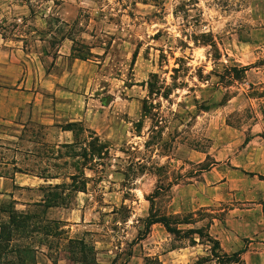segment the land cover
Segmentation results:
<instances>
[{"label": "rangeland", "instance_id": "obj_1", "mask_svg": "<svg viewBox=\"0 0 264 264\" xmlns=\"http://www.w3.org/2000/svg\"><path fill=\"white\" fill-rule=\"evenodd\" d=\"M73 45L93 47L74 60L75 110L52 111L72 144L38 114L0 115V160L60 184L58 209L30 208L22 237L4 233L16 251L0 264H244L214 236L264 223V0H0V68L13 78L65 70ZM149 198L204 237L145 229Z\"/></svg>", "mask_w": 264, "mask_h": 264}, {"label": "crops", "instance_id": "obj_2", "mask_svg": "<svg viewBox=\"0 0 264 264\" xmlns=\"http://www.w3.org/2000/svg\"><path fill=\"white\" fill-rule=\"evenodd\" d=\"M65 39L72 41L68 37ZM71 48L72 46H70L68 52H63L65 58L71 57ZM57 52V57H62L60 50ZM78 59L73 57L71 66L67 64L64 68L65 70H44L43 72L39 70V76L29 70L13 78L9 72L0 68V115L16 118L21 115L22 111L31 114L32 117L38 114L41 116L39 120L41 124L59 129L60 139L57 141L58 144H72L74 142L73 130L69 127H63L62 122L54 118L57 112L52 111L55 108L64 109L65 106L75 110L77 94L75 92L76 61L74 60ZM80 61L85 62L84 59H80ZM44 92L67 93L66 97H68V100L57 98L55 105L48 107L43 99ZM42 101L44 102L43 105L41 104ZM49 110L52 114L46 112ZM85 114H87L86 111ZM45 115H50V119H46ZM83 115L79 119H69L63 123L65 125L82 124L83 119H85ZM3 160H0V169H2L0 170V223L8 221L9 210H15L19 213L27 212L33 207H43L45 204V187L59 183L56 182L58 180L57 177H47L27 171L17 162L13 163ZM6 169H8V172ZM58 208L54 205L47 206V209ZM261 219L264 222V214H261ZM226 231L227 229L223 230V232H216L214 236L220 242L221 247L227 251L236 252L242 250L241 258L244 264H264V223L263 226L258 227L253 232L248 230L245 234L240 232L238 235H231L230 231ZM235 239H241L244 245L242 244L241 246V243L236 245ZM13 241L11 240L10 245L13 244Z\"/></svg>", "mask_w": 264, "mask_h": 264}, {"label": "trees", "instance_id": "obj_3", "mask_svg": "<svg viewBox=\"0 0 264 264\" xmlns=\"http://www.w3.org/2000/svg\"><path fill=\"white\" fill-rule=\"evenodd\" d=\"M182 15L186 16L187 14H186V12H183ZM191 37L193 38L194 42H197L199 40L198 35L193 34ZM70 39L72 40L73 43H75L74 39H72V38H70ZM90 48L91 47L89 46L88 50H87L88 52L86 54H85V52H84V54H82L83 52L81 53V51H79L78 49L76 50L74 45L72 46L71 50L73 51L74 58L85 59V58H87V56L92 55V53L90 52ZM74 51H77L79 53L75 54ZM248 68H249V66H242L240 69L242 71H245ZM232 69H235V68H232ZM66 145H70V144H66ZM52 177H56V176H52ZM70 177L71 178L75 177V174L71 173ZM59 185L60 184H55L53 186L49 185V186L45 187V204L43 205L44 207L47 208V206H51V205L58 206L56 201H55V199H56L55 192H53V191L59 189V187H60ZM149 202H150L149 214L145 220V229H148L154 223H161L168 232H170L176 236H179V237H189V235H191V234H193V235L198 234V236L200 238L204 237V234L201 231V228H196V227L195 228H187V229L179 228V226H178L179 224L193 223L191 218H188V219L180 218V217H172L171 218L169 215L168 216L167 215H158V214L154 213V211L152 209L153 208L152 198H149ZM8 214H9L8 215V221H2L0 223V230H1L0 242H2L4 239L6 241L11 240L10 238H7L4 235L5 232L9 234V231L11 232V236L19 235L22 237L23 236L22 231H24V230L21 229V227H22L21 224H24V225L25 224H27V225L32 224L30 221H31V218H33V217L31 215H29L28 212L17 213L15 210H9ZM17 228H20L22 231L20 229H19V231H17ZM46 231H47V229H46ZM16 237H14V238H16ZM16 241H19V239H16ZM209 241L212 243V248L210 249V254L219 258L220 257L219 254H217L215 252V249L219 245L218 241L213 240L211 238L209 239ZM16 245L17 244H15V246ZM8 246L9 245H6V244L5 245L0 244V256L6 255L9 252H15L16 251L15 249L8 248ZM9 247H12V245ZM241 253H242V250H239V251L234 252L232 255H230L228 257L236 259L235 260L236 262H243V260L241 258ZM155 262L160 264V262L156 258H155Z\"/></svg>", "mask_w": 264, "mask_h": 264}]
</instances>
